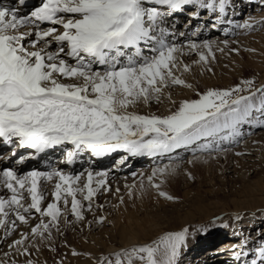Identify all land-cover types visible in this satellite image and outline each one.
<instances>
[{
	"label": "snow or ice",
	"instance_id": "1",
	"mask_svg": "<svg viewBox=\"0 0 264 264\" xmlns=\"http://www.w3.org/2000/svg\"><path fill=\"white\" fill-rule=\"evenodd\" d=\"M17 4L24 5L25 0ZM186 7L195 9L191 16L196 19L205 10L214 17L213 28L230 25L223 30L225 37L236 36L239 30L250 33L258 23L264 26V20L253 17L242 23L229 19L231 0H41L28 15L0 6V141L31 149L32 159L62 147L61 163L67 166L85 153L94 158L125 153L119 165L129 157L166 158L168 162L153 167L146 178L141 175L138 183L126 184V194L135 201L154 191L157 197L177 202L163 185L181 171L194 180L184 164L195 167L202 159L207 163L208 157L215 159L238 147L245 139V126L264 130V83L251 77L227 87L201 88L196 82L194 68L202 69L200 75L214 74L216 52L223 53L229 40L188 38L186 44L178 43L186 33L169 31L165 19ZM199 32L197 28L191 36ZM230 51L238 55L240 49ZM185 56L194 59L188 62ZM176 89L192 96L176 100ZM165 100L171 107L164 114L137 111ZM46 168L23 174L13 168L0 170V188L6 191L0 195V243L6 242L9 249L0 256V264H41L33 259L34 252L45 247L56 253L62 224L80 223L91 229L93 223L103 226L108 220L103 214L87 220V213L104 208L96 203L98 196L120 191L112 188L107 171L74 173L52 164ZM49 194L51 200L45 203ZM119 202L125 203L123 196ZM217 223L228 227L223 217H217L196 231L205 232ZM21 226L27 230L9 241ZM190 234L194 233L186 226L149 243L88 256L93 264H179ZM246 246V240L234 246L235 261L248 256ZM64 247L70 246L65 242ZM81 254L71 249L72 256ZM55 264H65L63 256ZM250 264H264V241Z\"/></svg>",
	"mask_w": 264,
	"mask_h": 264
},
{
	"label": "bare ground",
	"instance_id": "2",
	"mask_svg": "<svg viewBox=\"0 0 264 264\" xmlns=\"http://www.w3.org/2000/svg\"><path fill=\"white\" fill-rule=\"evenodd\" d=\"M243 1L244 0H231L232 7L229 9V17H228L229 19H231L237 23V21H235L237 18V15H239L241 12H246L244 18L241 19L239 21V23H242L244 20L248 19L249 17L255 18L256 21L264 20V12H262L263 11L262 9L260 11L255 10L254 13H253V9L251 11H249L250 9L245 10V9H243V7L245 6L243 4ZM246 1H254L255 2L256 0H246ZM258 1L260 3L259 6L264 5V3L261 2V0H258ZM6 3H7V0H0V6L6 7ZM38 3H40V2L38 1L36 6H39ZM25 9H26V7H23V10H25ZM194 10L195 9L193 8L188 13V15H190ZM201 11H203V10H201ZM182 13L183 12H177V13L172 14L171 16H168L165 19L164 26L167 29H169V31H174L176 33H180V31L177 29L179 28L180 24H182L181 20L184 19L182 17ZM207 18H208V20L205 23H203V22L200 23L197 20L192 23L193 24L192 29L194 27H195V31L197 28L200 29V32L197 36L198 38L189 36L190 35L189 30L191 29V28H189L188 30H183V32L186 33V36H179L177 38V42L178 43L183 42L186 44L187 41L184 42V40H186L188 38H191V39H194L197 41L203 40V39H208L209 37H207L206 35H208L209 33H210V35L212 33H215L217 27L216 28L212 27V23L214 22L213 18L208 17V16H207ZM194 19H196V18H194ZM199 19H203V17H201ZM222 27H224L223 28V30H224L226 28H230L231 26L227 25V24L218 26V28H222ZM192 29H191V31H192ZM223 36H224V33L220 34L219 36L217 34H214L211 36L210 40H215L218 43L224 39H228L229 43H238L241 41V40H237V39H239V38H236V36H238V35L228 36V37H225V36L223 37ZM253 39H254L256 46L257 45H263L264 46V38L254 36ZM220 45L222 46V44H220ZM258 49H260V48H258ZM184 59L186 61L190 62L191 59H194V57L185 56ZM262 63L264 64V60H262ZM256 65H258V64H256ZM256 65H254V66H256ZM259 67H264V65H261ZM195 70L200 71L202 69H200L199 67H196ZM221 73L222 72H216V74H218V75ZM199 85L202 88V85L201 84H199ZM181 92H184L186 97L188 96L189 92L183 91V90H181ZM191 96L192 95H190V97ZM163 104H167L166 106L171 107V105L167 102V100H165L163 102ZM259 130H260V128L245 126L243 131L245 132V139L246 140H244L245 142L243 141L239 145L242 147L238 151H241V152L246 153V154L243 155V157L240 156L242 158L240 160L237 159V161H235L234 163L229 161L232 159H229V160L226 159L229 164L233 163L234 167L238 166L239 171L241 170L239 163H241V165L242 164L244 165L245 169H244L243 173H240L241 178H239V180L250 178L251 171L253 170V167L261 165V163L264 161V131H259ZM249 132L251 133V135H247ZM253 134L255 136H253ZM250 136H252V137H250ZM17 147L18 146H15L16 149H17ZM61 148H58V149H61ZM12 153H13L12 151H8L7 153L0 154V161L3 162V165L0 166V170H3L4 168H13L20 174L31 171L33 169L38 170V171H45V170L38 169L37 166H28L26 168H23L21 165H17V164L11 166L9 161H10V157H11ZM227 154H228V152L227 153L225 152L224 156L228 157ZM50 155H52V154H50ZM123 155H125V153L114 152V153H112L106 157L94 158V157H91L89 154L85 153L82 156L77 158V164L75 165L74 168H70L69 166H66L65 164L61 163V161L63 159H57V162L61 166V169H63L64 171H68V172H74L75 173V172L83 171L84 169H91L93 171H107L108 176H109V183L111 184L112 188L115 189L118 186L120 188V190L125 189V185L128 183H130V185H131V182H132V180H134V178H135V180L133 181V183H138L141 175H143L144 177H147L148 174L151 173L153 167L158 165L159 162H160V164L163 162H166V163L168 162L166 158L162 159L159 157H156V158L149 157V156L129 157L128 161H126V163L124 165H119L117 163V164H113L109 168L103 167V166H105L106 162L110 158L116 157L117 158L116 160L119 161V159ZM179 155L189 157L190 153L180 151ZM222 155L223 154H221L219 157H222ZM219 157H217V158H219ZM209 158L210 157H208L207 160ZM237 158H239V157H237ZM116 160H114V161L116 162ZM242 161H243V163H242ZM202 162H203V159L201 161L196 162L195 167H193L191 165H188L186 167L184 165L182 167L183 168L185 167L187 170L191 171L192 173L196 171V175H197V173L200 171V166L201 165L203 166ZM208 162H209V160H208ZM136 163H142V164L140 165V167H137L134 169V166ZM235 164H237V165H235ZM234 167H231V166L228 167V169H227L228 173L237 174ZM78 169H79V171H78ZM203 170L205 171L204 168H202V171ZM133 173H135L136 175L133 176L132 175ZM200 174H202V173H200ZM181 176H182V173L179 172L177 175L170 177L168 179V181L172 180L173 178H176V177L179 178ZM81 179H84V178L82 177ZM41 183L43 184L44 182L42 181ZM51 187H52V185L48 184L46 187V191H48L50 193ZM119 192H121V191H119ZM126 192H127V190L122 191L121 194L119 193L120 196L124 197V201L128 197ZM111 193L112 192L105 193V194L100 195L96 198V203L104 205L103 210L94 209V213H87V220L88 221H93L94 214L95 215L103 214V215H107V216L109 215L108 220L105 221L103 226L96 224V223H93L91 229H89L85 224H80V223L75 224L73 227H65L62 224L61 227H62L63 235H56L55 246L60 247V248L62 246L63 250H66L67 252H70V253H71V249L74 248L78 252H82L85 254H91L92 257H99L102 254H108V253L118 251L120 248H130L132 245H135V244L149 243V242H145L146 240H143V239H145L147 235L151 234V232H154L153 236L157 235V236H155L154 240L158 239L162 234L166 233L162 230L167 225V223L164 222L165 219H163L165 215L160 216L161 213H159L157 215V218L160 219V221H162L165 226L163 228H160L159 226H154V225H152V223L153 224L155 223L154 220L156 218H154V219L151 218L152 215H154V214L145 212L142 215H140L139 214L140 212L136 209H134V211H132V210H127L124 207L121 208L122 205L120 204V202H119V204H117V201L113 200V195ZM0 195H6V191L2 188H0ZM115 197H117L119 200L118 195ZM255 199H257V198H255ZM50 200H51V196L49 194L45 198V203L49 202ZM186 200H188V199H185V201ZM185 201H183V204L185 203ZM114 205L116 206V209H111V207ZM180 205H178V206H180ZM244 206H245V208L252 207V208H256V209H261V208H264V202L263 203L258 202V201L256 202L255 200L252 199L250 201H247L246 205H244ZM185 207H187V206L185 205L183 208H185ZM188 207H198V206L195 203H192V205H189ZM120 208L122 209V212L127 215V223L123 222L120 219V217H118V219L113 223L114 218H112V215L114 212L115 213L120 212L119 211ZM170 209L172 211L173 210L177 211V209H179V207L171 208V207H169V205H168V208L161 207V210H165V214L170 213L171 212ZM203 209H204V207L197 210V212H199L198 213L199 215L202 214L201 212H204L206 214L205 215L206 217L204 216V217H202L203 219L201 217L199 219H197V220H199V222H196V221L188 222L187 220H185L186 219L185 218L183 223H181L182 224L181 228L178 229V231L181 230L183 227H186V226L187 227H191V226L193 227L194 225L198 224L196 227L199 228L201 225H209L211 221L215 220L217 217H220V215H222V214H223L222 215L223 218H225V216L228 215L230 217V219L234 218L236 214H239L240 216H242V213H240V212L244 211L243 209H241V206H238V207L236 206V207L229 209V210H226L224 208H222V209L217 208V209H214L212 211L211 210L205 211ZM256 209H254V210H256ZM259 213H260L259 216H264V211H260ZM137 217H140V218H137ZM183 218H184V216H183ZM189 220L193 221V219H189ZM148 224H150V226L152 228L149 227ZM98 225L101 227H99ZM217 225H218V227L215 228V230L207 229V231H205V232L196 233L195 237L192 240H191V237H189V239L187 241V246L183 250H186L188 248V249H191V252L189 253L187 251L182 250L181 256L179 258V264H220V263L235 264V262H231L234 258L233 257L234 246L241 245V243L246 240L247 244H249V246H251L253 248H255V247L257 248L260 246L261 241H264V232H256L252 235H249V236L247 235L248 237H246V238L243 236V237H239L237 239V238H232V236H230V235L227 237V235L221 234V231H223L222 226L220 223H218ZM79 226L83 229L82 234L79 233V231H78ZM132 226H134V227H132ZM143 228L145 230H143V233H140ZM147 229H149V230H147ZM21 230L26 231L27 229L25 226H21L20 228H18L16 230L15 233H13L12 236L8 237V240L11 241L12 239L19 238L18 233ZM96 231H97V233H96ZM102 235L106 236V239L113 242V244L110 247H105L106 241H105V239H103ZM2 240H3V232H2V230H0V241H2ZM117 240H119L118 241L119 243H117ZM252 240L256 243L255 247L253 245H251ZM65 242L70 247H64ZM217 243H219V244H217ZM222 244H226V246L223 248H220V249H222L220 252L221 254L216 253L215 250L218 248V246H221ZM207 245H208V248H211V250H208L204 253V249ZM192 246H193V248H191ZM213 246H215V248H212ZM101 249L104 250L103 253L98 254L97 251H99ZM237 250H239V249H237ZM6 251H9V249L7 247V243L6 242L0 243V256H2L3 252H6ZM207 253H210V254H207ZM205 254H207V256ZM214 254H217V255H215V258L213 256ZM48 255H49L48 249L45 247H42L41 252L39 254H36L34 252L33 259L45 258V257H48ZM18 259H20L22 261L24 258L19 257ZM85 262H87V261H85ZM81 264H86V263H81ZM92 264H93V262H92ZM248 264H250V262Z\"/></svg>",
	"mask_w": 264,
	"mask_h": 264
},
{
	"label": "rangeland",
	"instance_id": "3",
	"mask_svg": "<svg viewBox=\"0 0 264 264\" xmlns=\"http://www.w3.org/2000/svg\"><path fill=\"white\" fill-rule=\"evenodd\" d=\"M250 2V3H249ZM258 0L254 1H243V4L245 5L243 9H250L251 11L253 9V13L255 10L260 11L261 9L264 12V5L259 6L260 3ZM190 10H192V7H188ZM188 9V10H189ZM244 10V11H245ZM201 12H204L206 15V11L203 10ZM201 13V14H204ZM246 12H241L239 15H237V18L235 21L239 23L241 19L244 18ZM214 19V17H211ZM189 16L185 17L181 20L182 23V29L183 27L191 24L189 23ZM212 21V20H211ZM243 21V20H242ZM181 26V24H180ZM223 28H220L215 33H212L211 35H206L211 38L212 35L217 34L218 36L220 34H223ZM192 29V28H191ZM189 30V36H191V32L195 31V27ZM257 29V30H256ZM223 32V33H222ZM240 34L236 36V38H239L237 40H241L238 43H229V47L224 50L223 53L217 51L216 52V61L211 64V67L213 69V73H209L207 71H204L203 75H200V71H196L194 68V71L196 73L195 80L199 84L202 85V88L205 86L210 87H227L230 85H234L239 82L241 78H251L255 77L257 80V83H264V67H259L261 65H264L262 63V60H264V46L263 45H257L254 42L253 37H262L264 38V26L260 25L259 23L256 24L255 30L251 31L250 33H244L243 30H239ZM222 36V35H221ZM224 37V36H223ZM198 38V37H197ZM235 38V39H236ZM184 40V42H186ZM221 46V45H220ZM261 46V47H260ZM223 47V45L221 46ZM233 48H239V54L237 55L235 52L230 51V49ZM260 48V49H258ZM263 48V49H262ZM246 49H254L255 51H246ZM262 52V53H261ZM263 55V56H262ZM225 59V60H224ZM258 65H256V64ZM256 65V66H254ZM222 72L221 74H216V72ZM188 79H192L191 76L187 77ZM192 95L191 92L188 93L187 97H190ZM173 98L176 100H180L183 98H186L184 92H181L180 89H176L173 92ZM167 104H160V105H153L149 108H144L143 106H140L137 111L142 113H156V114H164L166 110L169 108V106H166ZM259 131H264L260 129ZM253 136H255L253 134ZM252 137V136H250ZM246 140V139H244ZM245 142V141H244ZM244 145V144H243ZM242 146L233 147L230 151H228V157L224 156L225 152L219 153L215 159L209 158V162L203 163V166H200V171L196 175V171L193 172V175L195 176L194 180H189L186 175H184L183 171H181L182 176L179 178H173L172 180H169L165 185H163V189L168 192L169 194L175 196L178 198L177 202H171L167 201L163 198L157 197L156 193L154 191H149L148 194L144 197L143 200H130L128 197L125 199V203L121 204V208L124 207L127 210L134 209L138 210L140 215H142L145 212L154 214L152 215V219L156 218L154 220V226H159L160 228H163L165 225L163 224L160 219L157 218V215L161 213L160 216H164L163 219H165V223H167L166 227H164L162 230L164 232H170V231H178V229L181 228L184 219L188 222H199L200 217H204L206 214L204 212H201L202 214L199 215L197 210L204 207L203 210L209 211L214 209H232L234 207L241 206V209L244 211L240 212L242 213V219L237 221L234 218L230 219L228 215L225 216L224 221L228 224V227H223V231H221V234L227 235V237L230 235L232 238H239V237H248L249 235H252L256 232H264V216H259L260 211H264V208L256 209L252 207L245 208L244 205H246L247 201L255 200L256 202H264V161L261 163V165L253 167V170L251 171L250 178L239 180L240 173H243L244 171V165L239 163L240 171L238 166L234 167V162L240 160L242 157L236 156L235 152H237ZM232 152V153H231ZM241 152V151H238ZM227 153V152H226ZM221 154L222 157H219ZM219 157V158H217ZM226 157V158H225ZM239 157V158H237ZM187 158H191V155ZM114 157L109 162L103 166L104 168H109L113 164H117L118 160ZM226 159H232L229 160L230 162H233L232 164H229ZM116 160V162L114 161ZM220 161V162H219ZM162 162V161H161ZM166 163V162H163ZM161 163V164H163ZM243 163V161H242ZM142 163H136L134 166V169L137 167H140ZM155 164V163H154ZM160 164V162H159ZM185 167L188 166V164H184ZM183 165V166H184ZM200 165V164H199ZM237 165V164H235ZM210 166V167H209ZM234 167L237 174H231L228 173L227 169L228 167ZM102 167V168H103ZM184 167V169H186ZM202 168L205 169V171H202ZM211 168V169H210ZM247 168V167H246ZM208 169V170H207ZM238 169V170H237ZM207 170V171H206ZM79 171V169H78ZM202 171V172H201ZM210 171V172H209ZM227 171V172H226ZM254 172V173H253ZM202 173V174H200ZM208 173V174H207ZM151 174V173H149ZM148 174V175H149ZM232 176V177H231ZM146 178V177H145ZM137 179V178H136ZM135 180V178H134ZM131 182V185L133 181ZM249 180V181H248ZM131 181V180H130ZM145 183L146 180H145ZM130 185V183H128ZM114 189V188H113ZM127 189L120 190L126 191ZM121 192H112L113 200L117 201V204H119V200L117 197L120 196ZM120 193V194H119ZM253 193V194H252ZM117 194V195H116ZM257 198V199H255ZM259 198V199H258ZM185 199H188L185 201ZM111 201V200H110ZM183 201L185 203L183 204ZM188 201V202H187ZM193 201V202H192ZM192 203H195L198 207H188L189 205H192ZM182 206H181V205ZM189 204V205H188ZM176 208L179 207V209L171 210L170 213L165 214V210H161V207L168 208ZM180 205V206H178ZM187 206L183 208L184 206ZM262 206V205H261ZM119 208V207H118ZM119 209L120 212L113 213L112 218L113 223L120 217V219L127 223V215L122 212V209ZM111 209H116V206H112ZM256 209V210H254ZM254 210V211H253ZM229 212V211H228ZM180 214V215H179ZM199 215V216H198ZM223 215V214H222ZM220 215V217H222ZM181 216V217H180ZM184 216V218H183ZM109 217V215H108ZM206 217V216H205ZM229 217V218H228ZM140 218V217H137ZM158 219V220H157ZM189 219H193V221H190ZM203 219V218H202ZM226 219V220H225ZM218 224V223H217ZM212 225L208 227L209 230H215V228L218 227V225ZM198 225V224H197ZM197 225H194L193 227H189L192 230V233L190 234L191 240L195 237L196 233H200L199 231H196L198 227ZM99 226V225H98ZM149 227L150 224H148ZM101 227V226H99ZM134 227V226H132ZM152 228V227H151ZM144 228L141 230L140 233H143ZM149 230V229H147ZM79 233H83V229L79 226L78 229ZM97 233V231H96ZM103 233V232H102ZM154 232H151V234L147 235L145 239V242H151L154 240L155 236H153ZM248 235V236H247ZM103 236V235H102ZM237 236V237H236ZM144 238V237H143ZM103 239L106 241L105 247H110L113 242L106 239V236H103ZM142 239V238H141ZM119 240H117V243ZM223 242V241H222ZM232 243V242H231ZM219 244V243H217ZM226 244H222L221 246H218V248L215 250H219L220 248L225 247ZM56 247V246H55ZM63 247H56L57 251L56 253L50 252L48 257L41 258L39 261L41 264H44L45 261H47V264H55V261H58L61 259V256H63L65 264H92L93 260L89 258L88 254L82 253L78 256H72L70 252H67L66 250L62 249ZM193 248V246L191 247ZM212 248H215L213 246ZM208 250H211V248H208V245L204 249V253ZM222 249H220L221 251ZM103 249L97 251L98 254L103 253ZM183 251L191 252V249H186ZM220 253V252H216ZM210 254V253H207ZM207 254H205L207 256ZM211 256V255H210ZM87 261V262H85Z\"/></svg>",
	"mask_w": 264,
	"mask_h": 264
}]
</instances>
